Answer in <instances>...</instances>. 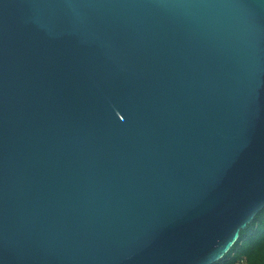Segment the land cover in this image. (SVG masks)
I'll return each mask as SVG.
<instances>
[{"label":"water","instance_id":"1","mask_svg":"<svg viewBox=\"0 0 264 264\" xmlns=\"http://www.w3.org/2000/svg\"><path fill=\"white\" fill-rule=\"evenodd\" d=\"M264 208V0H0V264H214Z\"/></svg>","mask_w":264,"mask_h":264},{"label":"trees","instance_id":"2","mask_svg":"<svg viewBox=\"0 0 264 264\" xmlns=\"http://www.w3.org/2000/svg\"><path fill=\"white\" fill-rule=\"evenodd\" d=\"M214 264H264V208L242 229L225 256Z\"/></svg>","mask_w":264,"mask_h":264}]
</instances>
